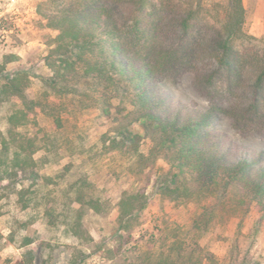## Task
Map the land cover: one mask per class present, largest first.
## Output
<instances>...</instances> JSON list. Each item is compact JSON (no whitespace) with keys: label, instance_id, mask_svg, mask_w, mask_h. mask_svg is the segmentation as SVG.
Instances as JSON below:
<instances>
[{"label":"rangeland","instance_id":"obj_1","mask_svg":"<svg viewBox=\"0 0 264 264\" xmlns=\"http://www.w3.org/2000/svg\"><path fill=\"white\" fill-rule=\"evenodd\" d=\"M42 1L0 0L1 74L22 70L29 78L25 92L37 97L51 94L38 76L52 74L46 57L57 34L38 13ZM174 3L155 24L166 49L178 42L182 5L180 0ZM242 4L247 36L235 41L232 52L238 76L214 60L211 40L217 32L210 28V37L201 41L194 57L181 61L174 72L154 75L152 90L162 105L175 109L213 108L214 127L237 153L245 148L264 151V79L261 88L256 85L264 66V0ZM127 11L119 18L128 26ZM136 38L127 46L141 53ZM10 56L14 59L8 61ZM67 104L59 128L42 113H29L31 119L16 127L23 144L27 138L36 139L38 148L31 156L40 179L18 174L12 184L0 183V264H264V212L253 200L237 209L231 204L207 205L215 199L212 191L189 202L175 199L157 188L156 178L167 170L161 161L143 165L102 147V140L122 123L140 136L142 152L149 148L142 121L130 122L128 102L111 98L105 115L99 106L80 109L76 103ZM14 108L12 102L0 103V129ZM46 134L54 137L46 139ZM48 141L57 149L39 148ZM20 188L25 190L22 200ZM123 191L144 192L147 205L120 223Z\"/></svg>","mask_w":264,"mask_h":264},{"label":"trees","instance_id":"obj_2","mask_svg":"<svg viewBox=\"0 0 264 264\" xmlns=\"http://www.w3.org/2000/svg\"><path fill=\"white\" fill-rule=\"evenodd\" d=\"M180 2L177 47L170 49L161 44L164 36L157 32L155 24L175 8L174 0L40 2L38 13L48 28L57 31L55 46L46 57L52 74L38 76L51 94L28 96L25 90L29 78L25 72L2 75L0 69V103L9 101L15 107L0 129V183L6 180L12 184L18 174L33 181L40 179L31 156L38 148L36 139L27 138L23 144V136L16 129L31 119L29 113L45 114L59 128L62 113L68 112L67 103H76L80 109L99 106L105 115L110 99L117 98L131 106L126 112L133 115L130 122L142 121L149 148L142 152L140 136L128 124L121 123L102 140L106 152L134 157L143 165L161 161L167 170L156 178L157 188L174 194L181 202L193 201L197 195L212 191L215 199L207 205L231 204L239 209L246 200H253L264 212V151L245 148L235 152L231 142L223 140L214 127L217 114L213 108L175 109L170 104L162 105L152 94L154 75L174 72L181 67V61L194 57L201 41L210 37V28L217 32L211 40L215 46L214 60L228 73L239 75L232 52L235 41L247 36L243 30L242 0ZM124 9L128 10L124 15L128 26L119 18ZM145 25L147 31L142 28ZM132 37L141 41V53L132 52L127 46ZM12 59L14 56L8 61ZM263 79L264 66L256 76L258 88ZM254 102L257 105L256 98ZM48 137L54 136L46 134ZM48 142L39 148L57 149L55 142ZM24 192L21 188L17 191L18 199H23ZM146 205L144 192L123 191L118 201L119 222L134 218ZM206 207L202 209L207 210Z\"/></svg>","mask_w":264,"mask_h":264}]
</instances>
